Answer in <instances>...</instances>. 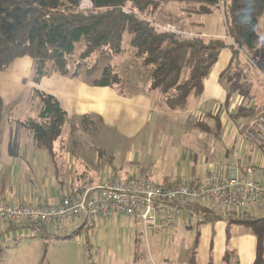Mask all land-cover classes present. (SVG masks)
<instances>
[{"label":"crops","instance_id":"crops-1","mask_svg":"<svg viewBox=\"0 0 264 264\" xmlns=\"http://www.w3.org/2000/svg\"><path fill=\"white\" fill-rule=\"evenodd\" d=\"M223 50L226 48L220 51L219 56ZM25 58L14 60L7 71L0 72V97L4 105L18 98L19 92L14 93L13 90L17 83L22 81V74L27 71L29 76L31 60ZM228 59L225 68L228 67L231 53ZM212 70L204 79L201 95L198 98L190 97L188 108L182 111H170L159 107L158 95L145 90L126 96L112 87L91 86L80 78L59 74L42 78L39 86L41 90L53 95L69 116L90 115L94 123L100 121L102 126H116L124 138L134 140L131 142L137 148L144 143L151 144L152 135L156 138L153 147L147 150L148 154H144L145 158L152 159L153 167L146 164L135 166L133 169L128 168L127 177L142 176L158 184H171L195 181L206 171L221 173L231 170L240 174L243 169L249 168L252 177L258 179L264 186V152L248 134L255 126L251 119L258 113H264V90H245L236 94L234 86L226 87L220 83L218 77L220 73L214 78V84L207 87L206 82L207 80L209 82ZM46 79L49 81L44 87L42 82ZM8 89L9 94H6L5 91ZM11 95L13 97H10ZM7 96L9 98L5 100ZM251 108L254 109L251 111L252 114L242 113L243 109ZM154 114L156 118L158 115H172L182 120L184 123L178 122V127L183 133L187 128L185 131L187 134L194 129L196 132L194 139L189 142L181 141V145L177 141L169 140L170 136L158 132L157 121H150ZM27 116L19 118V121ZM190 119L191 122L187 123ZM8 123L7 127L0 128V200L4 203L11 205L56 203L64 194L74 191L77 186L75 179L77 174H86L94 183L101 179L99 175L91 177L86 164L76 157L72 148L70 149L69 143L77 144L71 137L64 139L61 135L54 141L53 153L50 155L45 148L34 143L28 131L17 120L10 119ZM148 126L150 132L155 130L157 133L145 132L144 129ZM171 126L173 128L170 134H174L177 127L173 124ZM66 127L67 125L63 127L62 132ZM81 167V171H78L77 168ZM110 170L114 176L118 175L115 168ZM92 171L102 173L101 170L96 171L94 167ZM193 204L200 205L198 201L170 204L169 207L174 213L173 222L164 225L162 213L159 212L156 214V223L162 227L150 232L145 231L143 223L137 218L121 215L97 220L90 227L78 229L77 233L94 232L95 235L104 236L103 234L110 230L111 238L117 236L120 239V248L126 243L130 264H167V256L175 257L169 252L176 246L170 244L174 242L176 231L180 230L190 234L188 248L186 247L188 254L184 263L189 264L195 232H198L195 264H209V255L212 257V264H224L222 258L227 247L233 249L237 255V263L233 264H251L255 257L254 235L245 227L233 226L228 238L225 217L198 223L203 213H197L193 209ZM203 206L208 209L206 205ZM190 223L195 225L189 228L187 224ZM22 226L23 224L19 227L14 225L8 227L0 220V241L10 240V233L12 235ZM119 227L124 228L126 234L119 236ZM35 230L39 236L54 235L46 226L37 227ZM12 238L15 239L16 236ZM168 244L169 248L162 250ZM136 246L141 252V259L133 261L132 253ZM112 255L114 254L111 253Z\"/></svg>","mask_w":264,"mask_h":264},{"label":"trees","instance_id":"trees-1","mask_svg":"<svg viewBox=\"0 0 264 264\" xmlns=\"http://www.w3.org/2000/svg\"><path fill=\"white\" fill-rule=\"evenodd\" d=\"M82 1L0 0V71H6L14 60L28 57L31 59L29 79L34 85L44 77L59 74L80 78L91 86L112 87L126 96L142 90L157 93L159 107L182 111L188 108L190 97L201 95L204 79L210 74L220 51L228 46L218 36L187 37L182 32L161 30L157 26L168 22L163 11L168 2L183 3L184 10L188 12L197 7L196 10L201 8V12L209 14L219 0H89L91 6L88 8L81 7ZM222 2L228 35L241 50L250 53L259 42L258 29L264 17V0ZM124 33L128 35L132 48V61L124 72L135 66L137 75L144 79L136 82L134 89L127 83V73H118L109 61L123 53ZM94 54L96 59L91 60ZM103 60L107 63L100 74L94 76ZM261 68L264 71V60ZM33 92L35 98L33 96L32 101L38 99L36 114L18 123L28 131L34 143L45 148L50 155L53 143L60 138L65 125L74 131L81 125L86 128L88 123H94L90 115L69 116L53 95L35 87ZM252 110L249 109L251 114ZM2 111L0 97V121ZM255 121L256 118L254 124ZM83 176L86 174H77L75 179ZM193 205L197 213H203L198 223L225 217L228 238L233 226L247 228L256 239L255 257L251 264H264V214L230 212L224 215L202 204ZM194 225L190 223L187 227ZM77 232L59 237H69ZM195 236L189 264H195L198 232ZM140 256L136 246L132 253L133 261L141 259ZM211 261L209 255L208 263L212 264ZM222 261L224 264L237 263L235 251L227 247Z\"/></svg>","mask_w":264,"mask_h":264},{"label":"rangeland","instance_id":"rangeland-1","mask_svg":"<svg viewBox=\"0 0 264 264\" xmlns=\"http://www.w3.org/2000/svg\"><path fill=\"white\" fill-rule=\"evenodd\" d=\"M222 1L223 0H219L217 6H212V11L209 14L201 12V8H199L200 10H196L197 7H192L193 12H188L184 10L183 3L168 2L163 8L168 22L158 24L157 26L161 30L175 33L182 32V34L187 37L199 36L209 38L218 36L223 38L228 46L225 47L226 50L221 52L217 63L213 66L209 82L208 80L206 82L207 87L210 84H214V78L220 73V76H218L220 83L226 87L234 86L236 94H238V91L244 92L245 90L263 91L264 71L261 68V63L264 60V17L260 20L258 29L259 42L256 48L250 53L245 52L241 50L237 43L228 35V26L226 18L224 17V5ZM121 48L123 49V53L120 56L111 58L109 61L115 66L118 73H122L123 75L127 73V83L132 85L131 87L134 89L136 82H141L144 79L137 75L135 66L132 67L129 72H124L126 66L132 61L130 59L132 48L129 45V37L126 33L123 35ZM229 53H231V59L228 64L229 69L224 76H221V73L226 69L225 66L229 60ZM90 59H96V54L91 55ZM106 63V60L100 62V66L98 65L99 67L94 73V76L100 74L102 67ZM70 67H72V64H70ZM27 75V71L22 74V81L20 83L18 82L15 90H13L14 93L19 92L18 98L13 99L6 105L3 103V119L0 124V128L2 129L8 126L10 119H15V121L17 120L18 122L19 118L25 115L29 117L36 114L35 105L38 99L32 101L35 98L33 88L40 89L41 86H39V84L34 85ZM47 81L49 80L46 79L42 82V86H47ZM9 91L8 89L5 93L9 94ZM154 94L157 95V93ZM10 97L13 96L11 95ZM8 98V96L5 97V100ZM247 110L243 109L242 113H250L249 109ZM260 115H264V113H258L257 116L252 119L249 116V120L251 119L254 122L255 118L257 119ZM246 116L247 115H245V117ZM22 120L24 119H20V121ZM155 120L157 121L158 132L161 134L163 133L165 136H170L171 138L169 140L171 141H177L180 144L181 141L189 142L194 139L193 137L196 134L195 130L191 129L187 134L185 132L186 128L183 133L180 127H178V122L183 121L178 118L176 119V117L172 115H158V118H156L154 114L153 119L150 121L155 122ZM190 122L191 119L187 120V123ZM172 124L177 127L174 134H170L171 128H173L171 126ZM188 126H190V124H188ZM149 128L150 126L144 129V131L150 132ZM72 132L71 126L67 125L61 135L64 139H70L71 137L77 141V144L74 145L69 143V147L75 152L76 157L80 158V160L86 164L89 171L88 174L91 177L97 175L101 176L100 178L114 176L112 174L113 171L110 169L115 168L118 172L117 176L125 178L127 177L126 173H128V168L133 169L135 166H144L146 164L153 167L152 159L144 157V154H148L146 153L147 150L154 145V140L156 138L153 135L151 144L150 142L147 144L144 143L143 146L137 148L133 146L131 142L134 140L124 138L125 136L116 126H102L100 121L93 124L88 123L86 128L84 125H81L74 130V134H72ZM151 132L153 134L157 133L155 130H151ZM56 144H59V142H56ZM93 167L96 171L101 170L102 173L92 171ZM155 168L157 167L155 166ZM77 169L81 171L82 167ZM7 225L9 227L18 224L13 223ZM109 231L110 230L103 234L104 236L101 234L95 235L94 232H81L75 233L69 237L54 236L59 235L58 233L39 236L36 234V231H29L27 235L22 233L16 234L15 239L12 238L15 232L12 233L13 236L10 233V240L6 242L0 241V264H130L131 259L129 258L130 254L126 247V243H123L120 248V239L117 236L111 238ZM123 234H126L125 229L119 227V236ZM189 237V233L186 234L180 230L176 231L174 242L170 244L176 247L169 252L174 254L175 257L173 255L167 256V264L185 263L187 258L186 255L188 254L187 245ZM168 246L169 244L165 245L162 250H166ZM111 253L114 254L112 255L115 257L114 259Z\"/></svg>","mask_w":264,"mask_h":264},{"label":"built area","instance_id":"built-area-1","mask_svg":"<svg viewBox=\"0 0 264 264\" xmlns=\"http://www.w3.org/2000/svg\"><path fill=\"white\" fill-rule=\"evenodd\" d=\"M83 0L81 7H90ZM249 136L264 152V115H260ZM237 172L206 171L191 182L158 184L142 176H111L92 182L88 176L77 181L73 192L64 194L56 203L6 204L0 200V220L6 224H23L16 234L27 235L46 226L56 236L69 235L90 227L95 221L112 216H133L145 231L161 229L156 214L161 212L164 225L173 222L170 204L198 201L224 215L230 212L264 214V186L252 177L251 169Z\"/></svg>","mask_w":264,"mask_h":264}]
</instances>
